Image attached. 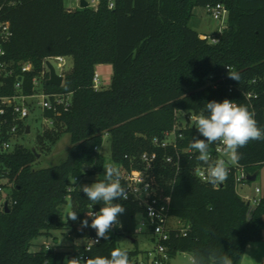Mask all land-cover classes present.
<instances>
[{"label":"trees","instance_id":"16d2710c","mask_svg":"<svg viewBox=\"0 0 264 264\" xmlns=\"http://www.w3.org/2000/svg\"><path fill=\"white\" fill-rule=\"evenodd\" d=\"M219 3L229 12L227 26L200 37L190 27L195 8ZM0 19L10 22L12 31L8 41L0 40L5 52L0 62L6 64V70H0V97L33 95L34 79L44 72L47 60L73 59L61 86L47 84L49 71L40 86L67 99V109L59 106V114L43 113L62 128L60 133L69 134L67 156L34 169L38 155L32 148L17 145L0 153V180L14 181L8 211L0 208V264H59L66 253L55 245L48 252L30 251L38 237L56 230L68 229L72 240L96 238L91 227L80 229V221L91 207L99 211L103 205H92L72 182L85 176L104 179L107 161L98 149L105 136L113 165L127 172L144 169L143 154H157L150 173L160 198L170 204L172 216L189 226L186 236L171 233L166 243L170 258L213 248L241 264L248 245L264 238V195L252 207L238 194L237 178L239 171L257 178L264 165V141L240 148V160L215 187L197 175L204 165L189 147L191 138L199 136L190 115H199L206 102L229 99L246 105L264 128V0H99L96 8L72 10L65 0H0ZM27 63L32 70L23 72ZM99 65L112 66L107 88H95ZM229 70L238 73L239 81L229 77ZM184 112L185 126L178 117ZM172 132L177 135L175 145L162 146ZM58 133L47 131L45 136L54 143ZM219 145L209 146L212 159L219 155ZM68 201L78 214L75 222L64 219ZM114 203L126 209L117 234L134 238L143 207L132 198ZM115 232L101 239L90 256H110L118 247ZM84 250L83 244L72 245V253ZM137 255L129 252L131 262Z\"/></svg>","mask_w":264,"mask_h":264},{"label":"clouds","instance_id":"9594fccd","mask_svg":"<svg viewBox=\"0 0 264 264\" xmlns=\"http://www.w3.org/2000/svg\"><path fill=\"white\" fill-rule=\"evenodd\" d=\"M229 77L239 81L238 73L229 70ZM194 127L199 136H193L188 142L189 147L195 150L198 155L195 157L198 162L205 166L207 182L212 185L222 184L228 178L229 169L225 159H212L209 153V146L213 143L222 144L223 150L231 163H237L241 158L239 149L247 146L250 141H264V128L258 126L255 113L250 111L246 105H238L232 100L224 99L222 102L215 100L206 102L205 109L199 115L192 117ZM202 137V138H201ZM99 151V149H98ZM104 179L97 180L92 184H83L73 187L76 191H82L92 205L102 203L99 211H93L92 207L86 212V218L80 221V229L91 227L96 232L95 243L101 239H110L109 233L113 227L122 228L119 217L126 209L121 203H114L117 200L128 199V189L140 198L147 194V186L144 189L126 187L122 184L121 170L112 165L104 166ZM75 178L72 182L75 185ZM153 213L149 212V220ZM91 218V223L89 219ZM79 219L76 211H68L65 220L73 222ZM147 223L142 214L137 213V226L135 234H141L146 230ZM78 243V242H77ZM87 251L91 249L86 248ZM65 264H132L129 251L126 248L116 247L111 250L110 256L96 255L94 257H73L65 258ZM190 264H233V260L227 254H221L213 248L206 252L193 253Z\"/></svg>","mask_w":264,"mask_h":264},{"label":"rangeland","instance_id":"374dc122","mask_svg":"<svg viewBox=\"0 0 264 264\" xmlns=\"http://www.w3.org/2000/svg\"><path fill=\"white\" fill-rule=\"evenodd\" d=\"M82 0H65V5L67 8H80ZM92 8H96L99 4V0H84ZM229 12H226L221 23H217L216 20L208 13L206 7L197 6L194 10V15L190 21V27L194 29L199 34H205L206 36H212L216 32H221L227 26L229 20ZM204 37V36H203ZM55 68L58 75L64 76L68 73L73 67V59L71 57H65V63L62 68L59 67V62L55 58H50L48 60ZM109 67V73L105 71H100V86L109 87L113 75V69L111 65ZM40 83H43V79H40ZM42 100L37 97H28L25 101L28 107L30 108L31 114L24 122L30 126V132L27 133L28 127L24 130V133L20 134L18 138L15 139V143L35 149L37 152V161L33 163L34 169H40L49 167L57 164L61 159H64L67 156L69 150L70 136L69 134L60 133L62 131L61 127H57L50 122L45 121L42 108L38 105V102ZM179 121L183 126L187 124L185 118V112L179 113ZM194 119L191 120V126H194ZM58 132V138L53 143L47 140L45 132ZM174 139V136H170V141ZM44 142V144H42ZM99 153L105 157L107 164H112V155H111V142L108 136H105L103 144L99 147ZM222 158L226 160L227 166H235L236 163H231L228 161L226 153L221 154ZM242 174V171H239V175ZM98 180L97 176H85L81 178L77 185L83 184H92ZM0 183L4 185L5 192L0 195V206L3 203L4 199L9 198V195L13 192L14 181L3 178L0 180ZM262 190V193H257L256 189ZM256 190V191H255ZM238 194L248 201L252 207L256 206L255 200H260L264 195V165L257 172V178L254 181H243L242 183L237 184ZM72 211V203L68 201V204L64 208V219L66 213ZM69 222V220H67ZM170 224H177V220L172 218ZM119 231H116L112 235L116 238L117 246L121 248L128 249L129 252H138V255L132 257V262H138L139 264H153L154 258L156 256V242L153 237V234L150 229L146 230L138 235H135L134 238L125 237L117 234ZM69 230H56L53 231L51 236H40L32 245L31 252H39L45 244L49 243L55 245L58 250L66 253L65 258L71 259L70 255L72 254V245L78 241H83L82 239L75 238L74 240L68 237ZM65 258L59 264H65ZM191 254L189 253H179L174 258H169L167 264H190ZM241 264H264V238L260 242L251 243L248 245L246 253L241 261Z\"/></svg>","mask_w":264,"mask_h":264},{"label":"built area","instance_id":"2783aa9c","mask_svg":"<svg viewBox=\"0 0 264 264\" xmlns=\"http://www.w3.org/2000/svg\"><path fill=\"white\" fill-rule=\"evenodd\" d=\"M110 8L114 7V3L111 1L109 4ZM206 9L208 13L212 16L214 20L217 21V23H221L223 15L228 12L226 6L223 3H219L217 5H208L206 6ZM12 36L11 31V25L8 21H3L0 19V40L1 41H8L10 37ZM207 36H204L203 38H206ZM215 42V40H214ZM0 55L4 56L5 52L0 46ZM56 61L59 62V67L62 68L65 63V57H56ZM48 61V60H47ZM229 69V67H228ZM0 70H6V64L3 62H0ZM32 70V65L30 63L24 64L22 67L23 72H28ZM49 71L46 62H45V70L41 74L39 78L34 79V86H35V92L31 96H23V95H15L11 97H0V153H6L13 151L17 145L15 143V139L20 136L21 133H24V129L26 130V127L28 124L24 122L27 120V118L30 117L31 111L28 105L26 104V99L28 97H37L41 98L38 102V105L42 108L43 113L46 110L54 111L56 114H59V106H64L65 109H67V99L64 95L59 94H48L43 89H40V86L42 83H40V79L44 80L45 72ZM22 80V78H20ZM95 88L100 87V77L98 74L95 75L94 78ZM17 88H20V83H18ZM11 121V122H10ZM45 121L50 122L53 124V121L49 118L45 117ZM7 127L6 132L4 131V128ZM22 131V132H21ZM8 137H6V136ZM173 135L174 139L170 141V136ZM182 134L178 135V138H181ZM177 139V135L175 132L168 133L166 135V139L163 141L162 146L173 144L175 145ZM223 145L220 144L217 147V152L219 155H217L216 159H223L222 155L224 152ZM211 156V155H210ZM142 160L145 163V167L143 170L140 171H130L127 172L123 169L121 170V176H122V183L126 187H131L132 189L141 188L144 189L145 186H147V194L142 195L140 198H137L136 195L132 192L131 189H128L129 195L128 199L132 198L139 202V204L143 207V212L141 213L145 222L147 223L148 229L151 230L153 237L156 242V256L154 258L153 264H164L167 263L169 260V254L167 246V242L170 240L171 233L173 231H177L183 236L187 235V231L189 229V226H187L182 220L179 218H176L170 214V204L167 202L162 201L160 198V187L157 184L155 178L152 176L150 171L154 168L155 162L157 160V154H148L145 153L142 155ZM167 162H172V158L168 157ZM197 175L199 178L207 182L206 177V170L205 166L199 167L197 169ZM247 176L245 173L242 172L241 175L238 176L237 182L242 183L243 180L246 179ZM76 182L79 180L76 179ZM215 187H219L220 184L214 185ZM257 193H262V190L256 189ZM255 190V191H256ZM5 192V187L3 184L0 183V195ZM9 198L4 199L3 203L1 204L0 208L5 207V204L7 203L9 205ZM255 203L258 204L259 200H255ZM153 213L152 219L149 220V212ZM172 218H175L177 220L176 225L170 224V220ZM119 227H113L111 232H115L116 230H120ZM138 235V234H136ZM96 238H92L88 241H84V251L82 252H76L72 253L70 255V258L73 257H91L90 252L92 251L93 247L100 243H95L94 241ZM90 248V251H87L86 248ZM53 245L47 243L44 245L43 248L40 249V251L48 252L51 250Z\"/></svg>","mask_w":264,"mask_h":264},{"label":"water","instance_id":"95a60500","mask_svg":"<svg viewBox=\"0 0 264 264\" xmlns=\"http://www.w3.org/2000/svg\"><path fill=\"white\" fill-rule=\"evenodd\" d=\"M86 7H88V3L86 1H84V0H82L81 8L83 9V8H86ZM46 65H47V67L49 69V72H50V78L48 79L47 84L61 86L63 84V82H64V77L62 75H58L56 73V70H55L54 66L49 61L46 62ZM29 132H30V127H28V130H27V133H29ZM33 151L36 152L35 149H33ZM39 156L40 155H38V157ZM246 179H247V181H254V180H256V176L255 175L254 176H247ZM248 205H249V203H248ZM5 209L7 211L9 209L7 203L5 204Z\"/></svg>","mask_w":264,"mask_h":264},{"label":"crops","instance_id":"0c3cea01","mask_svg":"<svg viewBox=\"0 0 264 264\" xmlns=\"http://www.w3.org/2000/svg\"><path fill=\"white\" fill-rule=\"evenodd\" d=\"M74 1V0H73ZM82 2V1H81ZM75 6H73V8H68V9H70V10H72V9H79V8H74ZM81 8V7H80ZM200 35V37H203V36H205V34H199ZM105 71V73H109V67L107 66V65H99V66H97V69H96V74H98L99 75V73H101L100 71ZM84 243V241H78V243H75V244H83Z\"/></svg>","mask_w":264,"mask_h":264}]
</instances>
